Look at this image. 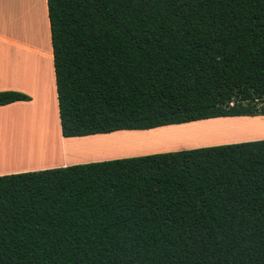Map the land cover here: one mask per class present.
I'll list each match as a JSON object with an SVG mask.
<instances>
[{
    "label": "trees",
    "instance_id": "trees-1",
    "mask_svg": "<svg viewBox=\"0 0 264 264\" xmlns=\"http://www.w3.org/2000/svg\"><path fill=\"white\" fill-rule=\"evenodd\" d=\"M46 4L63 137L264 116V0ZM0 264H264V140L0 176Z\"/></svg>",
    "mask_w": 264,
    "mask_h": 264
},
{
    "label": "crops",
    "instance_id": "crops-1",
    "mask_svg": "<svg viewBox=\"0 0 264 264\" xmlns=\"http://www.w3.org/2000/svg\"><path fill=\"white\" fill-rule=\"evenodd\" d=\"M42 14L46 27L44 33L40 22ZM0 92H16L28 97V101H18L0 106V159L4 160L8 156L9 143L6 145V141L10 139L11 132L17 128V118L27 117L26 115L29 113L44 114L51 126L52 136L55 138L53 140L63 145V162L47 164V166L45 164L15 170H0V176L124 158L110 156L95 157L94 159L87 158L85 153L99 152L92 144H101V141L106 142V139L109 140L116 134L120 136L128 134V131L74 138H65L61 135L46 0H0ZM20 114L22 115L18 117ZM241 118H217L197 123H228L232 122L227 121L229 119ZM258 120H264V118ZM156 131L160 130L146 131V133ZM258 137L262 138L203 144L194 148L264 140V135ZM82 146L87 151L74 153H79L78 155H82V158L86 159L74 160L73 158L78 155L74 156L71 153L68 155V151L70 152L71 149L84 151Z\"/></svg>",
    "mask_w": 264,
    "mask_h": 264
},
{
    "label": "rangeland",
    "instance_id": "rangeland-1",
    "mask_svg": "<svg viewBox=\"0 0 264 264\" xmlns=\"http://www.w3.org/2000/svg\"><path fill=\"white\" fill-rule=\"evenodd\" d=\"M43 16V14H42ZM22 114L18 115L20 117ZM17 116V115H16ZM264 117L254 118H241V119H229L232 121L228 123H212L201 124L195 122L192 125H178L180 127L170 128H157L156 132L146 133L139 131H128V134H116L112 136L106 142H100L101 144H92L97 148L99 152L88 150L86 154L87 158H105V157H138L151 154L175 152L181 150L195 149V146L203 144H214L218 142L226 141H247L264 135V120H258ZM257 119V120H255ZM17 128H15L16 130ZM11 132L9 140L6 141V145L14 139L15 131ZM134 133V134H130ZM83 147V146H82ZM205 148V147H203ZM198 149V148H196ZM69 150V146H68ZM84 151L72 150L69 152L71 155H78L74 152H85L87 149L83 147ZM102 154V155H101ZM93 155V156H92ZM73 156V157H74ZM69 157V156H68ZM72 157V156H71ZM72 159V158H71ZM74 160H84L82 155H78L73 158ZM55 161H61L62 157L56 158ZM75 162V161H73ZM60 163V162H59ZM47 166V164L45 165Z\"/></svg>",
    "mask_w": 264,
    "mask_h": 264
},
{
    "label": "bare ground",
    "instance_id": "bare-ground-1",
    "mask_svg": "<svg viewBox=\"0 0 264 264\" xmlns=\"http://www.w3.org/2000/svg\"><path fill=\"white\" fill-rule=\"evenodd\" d=\"M40 22L44 33L46 27L42 15ZM26 116L17 118V129L15 130L17 132H15L14 139L8 144L7 158L0 159V170L55 164L61 162L55 161L59 156L63 160V145L53 140L55 138L52 136V129L47 117L44 114L36 113H29Z\"/></svg>",
    "mask_w": 264,
    "mask_h": 264
}]
</instances>
